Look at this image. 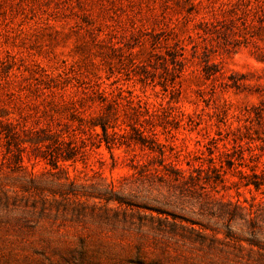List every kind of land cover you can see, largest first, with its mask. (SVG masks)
Here are the masks:
<instances>
[{
	"label": "rangeland",
	"instance_id": "obj_1",
	"mask_svg": "<svg viewBox=\"0 0 264 264\" xmlns=\"http://www.w3.org/2000/svg\"><path fill=\"white\" fill-rule=\"evenodd\" d=\"M262 162L264 0H0V264H264Z\"/></svg>",
	"mask_w": 264,
	"mask_h": 264
},
{
	"label": "trees",
	"instance_id": "obj_2",
	"mask_svg": "<svg viewBox=\"0 0 264 264\" xmlns=\"http://www.w3.org/2000/svg\"><path fill=\"white\" fill-rule=\"evenodd\" d=\"M262 164L264 165V162H262ZM259 170H260V171H259V173H260L259 175H257V174H253V176H255V177L258 178V179H254V180H253V179H246L244 185L253 184V186H254L256 189H259L260 186H262V185L264 184V177L261 176L262 173H263V171H264V168H260ZM235 207L238 208L239 205H236ZM227 214H228V219H229V220H231V219L234 218V215H233V213H231V211H228ZM254 217H257V214H255ZM250 234H251V236H253L254 238H258V236H259L260 234H263V232H262L261 228H259L258 231H253V232H251ZM247 240H248V243H249V244L257 245V246H259V247L261 246V244L259 243V240H258V239H247Z\"/></svg>",
	"mask_w": 264,
	"mask_h": 264
}]
</instances>
